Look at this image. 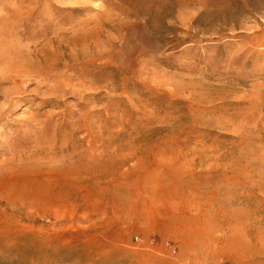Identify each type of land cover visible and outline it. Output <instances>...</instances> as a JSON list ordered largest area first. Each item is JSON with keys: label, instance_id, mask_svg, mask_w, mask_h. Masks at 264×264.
<instances>
[{"label": "rangeland", "instance_id": "obj_1", "mask_svg": "<svg viewBox=\"0 0 264 264\" xmlns=\"http://www.w3.org/2000/svg\"><path fill=\"white\" fill-rule=\"evenodd\" d=\"M0 264H264V0H0Z\"/></svg>", "mask_w": 264, "mask_h": 264}]
</instances>
